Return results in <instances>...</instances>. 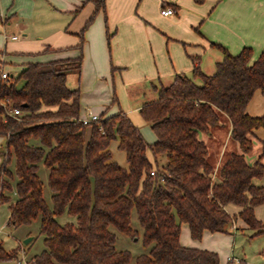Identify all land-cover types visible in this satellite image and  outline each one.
I'll list each match as a JSON object with an SVG mask.
<instances>
[{
	"label": "trees",
	"instance_id": "trees-1",
	"mask_svg": "<svg viewBox=\"0 0 264 264\" xmlns=\"http://www.w3.org/2000/svg\"><path fill=\"white\" fill-rule=\"evenodd\" d=\"M94 2V10L103 6V0ZM94 10L78 33V55L27 61L15 76L0 77V133L5 136L0 203H8L7 224L39 217L42 248L29 256L35 264H221L215 251L181 244L179 225L187 223L192 238L203 229L226 231L232 215L224 206L232 202L241 206L237 214L254 233L264 230V216L259 220L253 214V206L264 202V183L252 182L264 176V140L252 162L244 156L253 129L264 128V112L245 110L255 89L264 96V48L251 60L249 46L230 53L213 43L222 57L211 73L194 64L190 75L175 73L167 85L153 84L156 96L139 106L155 134L147 142L121 109L89 123L78 118L79 90L67 86L65 76L68 70L79 71L82 32ZM14 107L20 114L11 113ZM222 115L240 150L226 156L218 180H212L207 147L198 133ZM111 139L124 151L126 167L111 159ZM160 153L165 160L159 166L155 157ZM39 162L48 169L50 205L42 194ZM132 208L147 250L131 259L129 250L115 247L110 227L135 236ZM63 212L75 221L59 222L56 216ZM14 253L0 242V260Z\"/></svg>",
	"mask_w": 264,
	"mask_h": 264
},
{
	"label": "crops",
	"instance_id": "crops-1",
	"mask_svg": "<svg viewBox=\"0 0 264 264\" xmlns=\"http://www.w3.org/2000/svg\"><path fill=\"white\" fill-rule=\"evenodd\" d=\"M167 6L174 12L160 13V8ZM94 9V0H0V71L6 59L19 72L27 61L78 55V33ZM213 43L230 53L249 46L250 59H254L264 48V0H103L82 32L80 68L74 71L79 79V116L90 111L105 117L121 109L139 127L144 120L139 113L141 102L156 96L153 84L167 85L175 73L190 75L194 64L207 74L214 70L222 52ZM194 81L200 83V78ZM113 93L115 103H111ZM245 110L251 115L264 112L259 88L253 91ZM229 128L222 115L218 123L198 133L207 147L212 180H218V168L226 156L240 150ZM4 138L0 133V143ZM147 139L154 141L155 134ZM250 140L251 149L244 152L247 162L255 159L264 128L253 129ZM112 141L107 146L111 159L126 167L124 151L116 156ZM146 156L154 165L149 149ZM252 182L261 185L264 176L254 177ZM224 207L232 215L226 231L203 229L199 238H192L187 223L181 222L179 242L215 251L221 264H248L234 253L237 231L257 238L264 236V230L254 233L255 229L245 224L237 214L241 206L228 202ZM253 214L263 219L264 202L253 206ZM60 216H64L62 220ZM56 219L74 222L75 216L63 212ZM262 238L254 264H264Z\"/></svg>",
	"mask_w": 264,
	"mask_h": 264
},
{
	"label": "rangeland",
	"instance_id": "rangeland-1",
	"mask_svg": "<svg viewBox=\"0 0 264 264\" xmlns=\"http://www.w3.org/2000/svg\"><path fill=\"white\" fill-rule=\"evenodd\" d=\"M6 60L7 61H5L3 66L4 71L6 70L7 73H12V76H15L18 73V70L14 68L15 65L13 62H9L8 59ZM66 79H67L66 84L69 87H77V85L79 84L77 73L74 72V70H68L66 72ZM116 101L111 100V103H115ZM140 122H141L140 126L139 127L137 125L136 126L138 127L140 133L141 132L143 133L142 135L143 138L148 142L150 140L147 138L154 136L153 130L149 126L148 122L144 120H141ZM112 140L114 141L115 139ZM113 141H112L113 152L115 153L116 156L117 154L122 155V150L117 147L116 143L113 145ZM4 143H5V138L0 143L1 159L4 150ZM155 160L156 163L160 166L165 160L164 153L158 154L155 157ZM9 167L11 169L13 168L12 160L9 163ZM47 172H48L47 167L44 166V164H42L41 162H39L37 174L42 182V194L45 201L50 205L51 190L47 185ZM9 195L12 199L14 197L13 191H10ZM7 205H8L7 202L0 203V242L7 250L14 249L15 253L9 259L0 260V264H15L16 259L21 255V253L25 257H29L30 255L39 251L42 248V239H41L42 236L38 232L39 217L31 220L28 224H18V225L7 224L6 222L8 217ZM63 215L65 216L66 214ZM64 216H60V218L58 219L62 220ZM130 225L133 229L136 230V234L133 237H130L129 235L116 230L113 226H111L110 229L113 230L116 235L114 242L115 247L117 249L129 250L132 259L135 255L141 252H145L147 250V246H144L141 241L142 227L138 223L134 208H132L130 211ZM28 236H32V237L27 243H24L23 239ZM262 237L264 236H259L257 238H248L246 235L242 234L238 230L233 245L234 253L243 256V258L246 260L248 264H254L258 262L257 261L258 257H256L254 254H256L255 252H257L258 248L263 246Z\"/></svg>",
	"mask_w": 264,
	"mask_h": 264
},
{
	"label": "built area",
	"instance_id": "built-area-1",
	"mask_svg": "<svg viewBox=\"0 0 264 264\" xmlns=\"http://www.w3.org/2000/svg\"><path fill=\"white\" fill-rule=\"evenodd\" d=\"M173 12H174V9L172 7H169V6L160 8V13H162V14H171ZM11 36L15 37V35H11ZM0 77L1 78H7L8 77L7 72L4 70L0 71ZM11 113L20 114V110L18 108L14 107L11 109ZM78 118L82 123H89L91 121L97 120L98 115L89 111L86 116H79ZM149 173L154 174V169L153 168L150 169ZM15 264H35V263H34L32 258L25 257L21 253V255L16 259Z\"/></svg>",
	"mask_w": 264,
	"mask_h": 264
},
{
	"label": "water",
	"instance_id": "water-1",
	"mask_svg": "<svg viewBox=\"0 0 264 264\" xmlns=\"http://www.w3.org/2000/svg\"><path fill=\"white\" fill-rule=\"evenodd\" d=\"M31 237H32V236H28V237L24 238V239H23V242H24V243H27V242L31 239Z\"/></svg>",
	"mask_w": 264,
	"mask_h": 264
}]
</instances>
